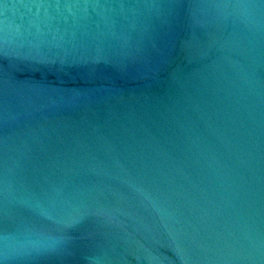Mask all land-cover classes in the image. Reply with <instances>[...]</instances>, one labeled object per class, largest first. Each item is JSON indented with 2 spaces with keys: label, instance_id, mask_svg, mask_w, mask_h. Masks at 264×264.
Segmentation results:
<instances>
[{
  "label": "water",
  "instance_id": "obj_1",
  "mask_svg": "<svg viewBox=\"0 0 264 264\" xmlns=\"http://www.w3.org/2000/svg\"><path fill=\"white\" fill-rule=\"evenodd\" d=\"M0 264H264V0H0Z\"/></svg>",
  "mask_w": 264,
  "mask_h": 264
}]
</instances>
